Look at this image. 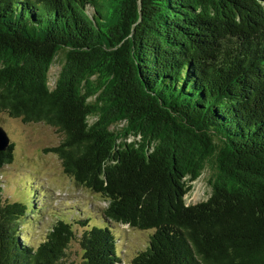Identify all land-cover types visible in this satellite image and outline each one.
Listing matches in <instances>:
<instances>
[{"label": "trees", "instance_id": "1", "mask_svg": "<svg viewBox=\"0 0 264 264\" xmlns=\"http://www.w3.org/2000/svg\"><path fill=\"white\" fill-rule=\"evenodd\" d=\"M0 113L54 127L48 150L106 201L32 245L35 189L0 196V264H121L112 224L153 230L128 264H264V0H0Z\"/></svg>", "mask_w": 264, "mask_h": 264}, {"label": "rangeland", "instance_id": "2", "mask_svg": "<svg viewBox=\"0 0 264 264\" xmlns=\"http://www.w3.org/2000/svg\"><path fill=\"white\" fill-rule=\"evenodd\" d=\"M59 69L55 61L48 71V82L52 86ZM0 125L5 129L12 144V159L0 167V196L3 201L30 198L29 186L35 189L34 204L21 221L20 236L32 245L43 239L47 230L58 218L79 222L88 216L90 223H99L106 201L98 194L75 183L66 174L58 156L48 150L57 145L62 135L52 126L41 122L24 123L18 118L0 113ZM208 170L192 182L185 195L187 204L198 203L209 195ZM29 211L27 212L29 214ZM102 222V219H101ZM76 232L80 226L76 224ZM116 237V251L121 264H128L140 250L145 249L152 229H135L126 224H112ZM67 258L77 261L81 248L72 239L66 249Z\"/></svg>", "mask_w": 264, "mask_h": 264}, {"label": "water", "instance_id": "3", "mask_svg": "<svg viewBox=\"0 0 264 264\" xmlns=\"http://www.w3.org/2000/svg\"><path fill=\"white\" fill-rule=\"evenodd\" d=\"M9 143V137L5 129L0 125V150L3 149Z\"/></svg>", "mask_w": 264, "mask_h": 264}]
</instances>
